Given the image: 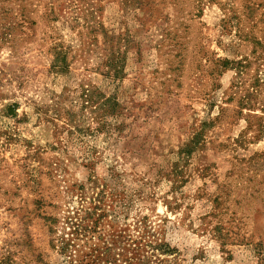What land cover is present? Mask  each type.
Wrapping results in <instances>:
<instances>
[{
    "label": "rangeland",
    "instance_id": "obj_1",
    "mask_svg": "<svg viewBox=\"0 0 264 264\" xmlns=\"http://www.w3.org/2000/svg\"><path fill=\"white\" fill-rule=\"evenodd\" d=\"M0 11V264H259L264 0Z\"/></svg>",
    "mask_w": 264,
    "mask_h": 264
},
{
    "label": "trees",
    "instance_id": "obj_2",
    "mask_svg": "<svg viewBox=\"0 0 264 264\" xmlns=\"http://www.w3.org/2000/svg\"><path fill=\"white\" fill-rule=\"evenodd\" d=\"M6 12L4 11H0V17L2 14H4ZM4 18V17H3ZM10 24L4 23L3 21H0V26H2V30L3 28H5V31L0 30V40H3L4 35H6L8 33V30L10 28L9 26ZM108 36V35H107ZM56 55H54V59L52 61V68H58L59 70H61L65 64H67V59H68V52L66 50H64L63 48L57 50ZM123 52L121 51L120 47H118L116 49V52H114L113 54L111 53V56L109 58H107L106 61V66L107 69L105 71V74H107L110 77H121V71H123L122 69V65H121V60L123 58ZM90 101V99H88ZM78 233V231H77ZM103 257H99V256H88L85 260L83 264H97L99 262L100 259L104 258L105 260H108L109 262L111 261V255H109V253L107 251L104 252V254L102 255ZM145 255L143 254H136L135 256H130V259L133 258L137 261V264H145V259L144 258ZM129 257H127L128 259ZM264 262V258H261V260L259 261V264H262ZM71 263V261H70ZM129 264H133L132 262Z\"/></svg>",
    "mask_w": 264,
    "mask_h": 264
}]
</instances>
